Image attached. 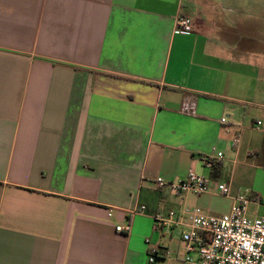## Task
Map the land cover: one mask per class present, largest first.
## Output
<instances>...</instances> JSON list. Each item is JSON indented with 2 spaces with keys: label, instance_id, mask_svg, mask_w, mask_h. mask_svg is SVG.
Wrapping results in <instances>:
<instances>
[{
  "label": "crops",
  "instance_id": "0c3cea01",
  "mask_svg": "<svg viewBox=\"0 0 264 264\" xmlns=\"http://www.w3.org/2000/svg\"><path fill=\"white\" fill-rule=\"evenodd\" d=\"M192 169L210 193L156 186ZM244 192L264 208V0H0V264H187L155 217Z\"/></svg>",
  "mask_w": 264,
  "mask_h": 264
},
{
  "label": "built area",
  "instance_id": "2783aa9c",
  "mask_svg": "<svg viewBox=\"0 0 264 264\" xmlns=\"http://www.w3.org/2000/svg\"><path fill=\"white\" fill-rule=\"evenodd\" d=\"M176 29L181 34L191 35L195 31V22L183 15L177 20ZM181 112L188 116L197 115V98H185ZM226 119H222L225 122ZM263 126L262 121L256 122V128ZM240 136H235L233 146L240 143ZM219 152L215 156H203L204 166L213 169L215 163L223 158ZM158 188L170 187L177 195L193 194L200 196L210 193L211 180L190 170L188 178L179 182H167L163 178L156 180ZM218 193L230 197V187L225 183L217 184ZM252 203L260 204L259 198L252 199L249 193H239L233 198V205L228 214L211 216L199 207L184 206L180 210H171L166 216L157 215L154 219V229L160 232L182 230V240L188 252L187 264H264V216L252 218L249 207ZM144 208L135 210L132 215L142 213ZM112 212L109 213V217ZM132 226H117L118 232L130 233ZM192 254H196L194 258ZM170 253H167V257ZM158 257V251H150L149 263L153 264Z\"/></svg>",
  "mask_w": 264,
  "mask_h": 264
},
{
  "label": "rangeland",
  "instance_id": "374dc122",
  "mask_svg": "<svg viewBox=\"0 0 264 264\" xmlns=\"http://www.w3.org/2000/svg\"><path fill=\"white\" fill-rule=\"evenodd\" d=\"M258 213H259V216L264 215V208H262L260 210H257V208L255 206H251L249 208L250 217L254 218L257 216L256 214H258Z\"/></svg>",
  "mask_w": 264,
  "mask_h": 264
}]
</instances>
